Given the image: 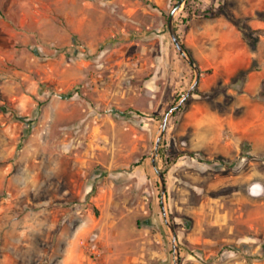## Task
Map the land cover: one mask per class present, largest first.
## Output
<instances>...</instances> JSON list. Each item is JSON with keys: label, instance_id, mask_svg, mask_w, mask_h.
Listing matches in <instances>:
<instances>
[{"label": "rangeland", "instance_id": "rangeland-1", "mask_svg": "<svg viewBox=\"0 0 264 264\" xmlns=\"http://www.w3.org/2000/svg\"><path fill=\"white\" fill-rule=\"evenodd\" d=\"M261 1L189 0L175 16L190 46L192 28L231 23L250 50L231 78L194 60L198 87L159 146L181 264H264ZM175 4L0 0V264H174L151 153L195 77L168 31ZM198 106L221 124L198 135Z\"/></svg>", "mask_w": 264, "mask_h": 264}, {"label": "crops", "instance_id": "crops-1", "mask_svg": "<svg viewBox=\"0 0 264 264\" xmlns=\"http://www.w3.org/2000/svg\"><path fill=\"white\" fill-rule=\"evenodd\" d=\"M248 0H240L241 5L245 8ZM262 9L264 10V0L261 1ZM85 19H81V23ZM86 21V20H85ZM78 23L69 26L71 31H80ZM255 28H264V16L253 21ZM193 36L192 42L194 46H190L184 40L182 41L185 47L192 53V56L201 68L212 67L216 78L241 75L242 70L248 68V59L250 50L248 41L244 38L242 31L234 24L226 23L220 30H210L208 28L195 30L191 29ZM70 36L52 40L54 43L66 44L70 40ZM264 43V38H262ZM197 54H199L197 56ZM262 75L264 72L261 73ZM255 74H249V77ZM251 81V80H250ZM230 79L224 80L223 83H229ZM248 85L250 83L248 82ZM24 101V99H23ZM197 112H193V125L196 133L201 135L202 126L207 124H215L219 126L222 119L214 112L210 111L206 106H198ZM220 123V124H219ZM228 264H246L244 262H229Z\"/></svg>", "mask_w": 264, "mask_h": 264}, {"label": "water", "instance_id": "water-1", "mask_svg": "<svg viewBox=\"0 0 264 264\" xmlns=\"http://www.w3.org/2000/svg\"><path fill=\"white\" fill-rule=\"evenodd\" d=\"M187 0H178L176 6L171 11L169 18H168V31L171 37L172 42L176 46L177 50L180 52V54L184 57V59L188 62V64L194 69L195 71V77L192 82V84L189 86V88L178 98V100L171 106V108L168 110V112L164 115L159 131L157 133L154 147L152 149L151 153V162L158 174V182H159V188H160V199H161V209L162 213L165 219V223L170 231L172 244H173V254H174V264H181V254H180V247L178 243V235L176 233L173 221L170 217L168 207L166 204V196H167V189H166V182H165V176L164 172L159 169L157 164V156H158V150L160 143L162 141V138L164 136V133L167 129V125L169 123V120L172 118L174 113L179 110V108L185 103V101L194 93L195 89L198 87V84L200 82L201 78V70L200 67L196 64L184 44L182 43L176 27H175V16L177 12L180 10L182 5Z\"/></svg>", "mask_w": 264, "mask_h": 264}, {"label": "trees", "instance_id": "trees-1", "mask_svg": "<svg viewBox=\"0 0 264 264\" xmlns=\"http://www.w3.org/2000/svg\"><path fill=\"white\" fill-rule=\"evenodd\" d=\"M173 1L177 2L178 0H173ZM188 1H189V0L186 1V4H187ZM175 5H176V4H175ZM159 153H160V150H159Z\"/></svg>", "mask_w": 264, "mask_h": 264}]
</instances>
